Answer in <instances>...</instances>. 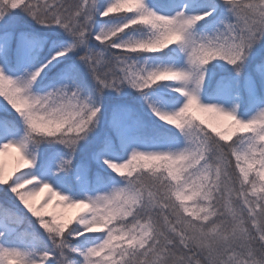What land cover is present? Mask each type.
<instances>
[{
  "label": "snow or ice",
  "instance_id": "snow-or-ice-1",
  "mask_svg": "<svg viewBox=\"0 0 264 264\" xmlns=\"http://www.w3.org/2000/svg\"><path fill=\"white\" fill-rule=\"evenodd\" d=\"M0 264H264V0H0Z\"/></svg>",
  "mask_w": 264,
  "mask_h": 264
},
{
  "label": "rangeland",
  "instance_id": "rangeland-1",
  "mask_svg": "<svg viewBox=\"0 0 264 264\" xmlns=\"http://www.w3.org/2000/svg\"><path fill=\"white\" fill-rule=\"evenodd\" d=\"M15 156H16L15 151L10 150L9 154L4 157V160L7 165V170L9 171L15 166ZM45 195H46L45 193H41L40 196H37L33 202L39 204ZM48 211H52V208H49ZM55 211L57 212L58 215H62L65 219H70L72 216L76 214L77 211H79V209L56 207Z\"/></svg>",
  "mask_w": 264,
  "mask_h": 264
}]
</instances>
